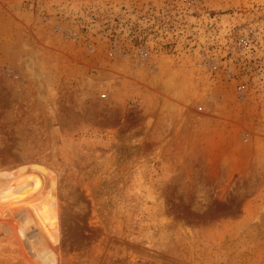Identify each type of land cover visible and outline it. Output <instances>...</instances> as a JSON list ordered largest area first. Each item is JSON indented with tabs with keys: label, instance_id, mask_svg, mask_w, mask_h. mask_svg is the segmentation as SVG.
<instances>
[{
	"label": "rangeland",
	"instance_id": "374dc122",
	"mask_svg": "<svg viewBox=\"0 0 264 264\" xmlns=\"http://www.w3.org/2000/svg\"><path fill=\"white\" fill-rule=\"evenodd\" d=\"M0 264H264V0H0Z\"/></svg>",
	"mask_w": 264,
	"mask_h": 264
},
{
	"label": "bare ground",
	"instance_id": "6f19581e",
	"mask_svg": "<svg viewBox=\"0 0 264 264\" xmlns=\"http://www.w3.org/2000/svg\"><path fill=\"white\" fill-rule=\"evenodd\" d=\"M150 120V119H149ZM149 120L147 122H149Z\"/></svg>",
	"mask_w": 264,
	"mask_h": 264
}]
</instances>
